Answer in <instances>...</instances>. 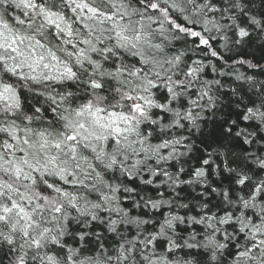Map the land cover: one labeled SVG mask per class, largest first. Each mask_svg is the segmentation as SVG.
Returning <instances> with one entry per match:
<instances>
[{"label":"snow or ice","instance_id":"6c2138e0","mask_svg":"<svg viewBox=\"0 0 264 264\" xmlns=\"http://www.w3.org/2000/svg\"><path fill=\"white\" fill-rule=\"evenodd\" d=\"M0 264H264V0H0Z\"/></svg>","mask_w":264,"mask_h":264}]
</instances>
